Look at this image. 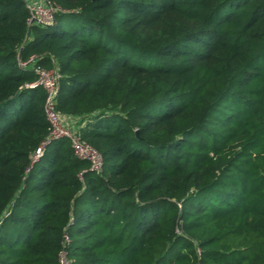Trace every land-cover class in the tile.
<instances>
[{
  "label": "trees",
  "instance_id": "16d2710c",
  "mask_svg": "<svg viewBox=\"0 0 264 264\" xmlns=\"http://www.w3.org/2000/svg\"><path fill=\"white\" fill-rule=\"evenodd\" d=\"M49 1L0 0V264H264V0ZM37 65L100 173L68 137L33 163Z\"/></svg>",
  "mask_w": 264,
  "mask_h": 264
},
{
  "label": "built area",
  "instance_id": "2783aa9c",
  "mask_svg": "<svg viewBox=\"0 0 264 264\" xmlns=\"http://www.w3.org/2000/svg\"><path fill=\"white\" fill-rule=\"evenodd\" d=\"M26 2L27 7L30 10L29 26H52L56 22V16L58 13L67 12L66 9L49 0H26ZM33 61H35V57H31L28 62L20 61V65L25 66ZM34 71L38 75L37 79L33 82L27 83L25 87L42 86L46 90L47 98L45 102V114L51 124V131L33 155V163L40 158L47 145L52 141L68 137L71 139L75 154L81 159L90 161V169L100 173L103 169V158L100 152L84 141L75 129L79 118L64 114L57 108L60 80L58 68H45L37 65L34 66ZM66 238L68 240L67 236ZM60 260L61 264L69 263L65 251L60 254Z\"/></svg>",
  "mask_w": 264,
  "mask_h": 264
},
{
  "label": "rangeland",
  "instance_id": "374dc122",
  "mask_svg": "<svg viewBox=\"0 0 264 264\" xmlns=\"http://www.w3.org/2000/svg\"><path fill=\"white\" fill-rule=\"evenodd\" d=\"M70 18H71V16L69 15V14H66L65 15V18H64V20H65V22L66 23H68V21L70 20ZM69 26V25H68ZM34 62V61H33ZM33 62H29L30 64H34ZM78 122L79 121H77V124H78ZM79 124H80V122H79ZM75 126H76V124H75Z\"/></svg>",
  "mask_w": 264,
  "mask_h": 264
},
{
  "label": "water",
  "instance_id": "95a60500",
  "mask_svg": "<svg viewBox=\"0 0 264 264\" xmlns=\"http://www.w3.org/2000/svg\"><path fill=\"white\" fill-rule=\"evenodd\" d=\"M29 28L31 29V26H30ZM30 29H29V33H28V35H30ZM22 50H23V47L20 49L19 54H21Z\"/></svg>",
  "mask_w": 264,
  "mask_h": 264
},
{
  "label": "crops",
  "instance_id": "0c3cea01",
  "mask_svg": "<svg viewBox=\"0 0 264 264\" xmlns=\"http://www.w3.org/2000/svg\"><path fill=\"white\" fill-rule=\"evenodd\" d=\"M78 125V124H77Z\"/></svg>",
  "mask_w": 264,
  "mask_h": 264
}]
</instances>
